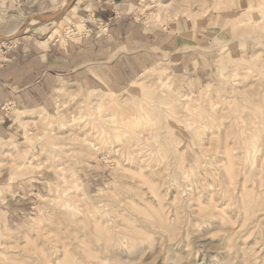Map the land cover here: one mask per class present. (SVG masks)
<instances>
[{
  "label": "rangeland",
  "instance_id": "obj_1",
  "mask_svg": "<svg viewBox=\"0 0 264 264\" xmlns=\"http://www.w3.org/2000/svg\"><path fill=\"white\" fill-rule=\"evenodd\" d=\"M72 1L0 8V51L21 34L81 41L100 31L92 17L88 36L70 31L101 20L91 8L77 16ZM202 1L137 0L127 15L148 27ZM234 2L231 36L211 47L214 75L202 86L160 62L119 94L64 86L53 114H20L25 139L0 142V172L31 194L8 212L1 204L12 191H0V264H264V0ZM51 9L50 24L30 21ZM15 24L25 29L11 37ZM188 94L186 110L179 100Z\"/></svg>",
  "mask_w": 264,
  "mask_h": 264
},
{
  "label": "crops",
  "instance_id": "obj_2",
  "mask_svg": "<svg viewBox=\"0 0 264 264\" xmlns=\"http://www.w3.org/2000/svg\"><path fill=\"white\" fill-rule=\"evenodd\" d=\"M74 1L67 9L77 7L75 13L81 17L91 8L96 17L109 20L107 31L92 33L81 41L60 38L51 42L50 34L43 39L28 34L16 37L0 66V142L24 141L25 120L16 118L15 111L53 114L58 91L64 86L119 94L160 62L169 65L176 80L202 86L214 75L216 51L211 47L231 36L228 23L235 6L234 0L214 4L206 0L179 18L145 27L127 15L137 0H85L79 6ZM63 2L0 0V8L21 14ZM5 102H10L7 111L1 108ZM2 190L12 191L13 198L1 204L8 212L26 208L23 201L30 200V191L13 185L4 171L0 172Z\"/></svg>",
  "mask_w": 264,
  "mask_h": 264
},
{
  "label": "bare ground",
  "instance_id": "obj_3",
  "mask_svg": "<svg viewBox=\"0 0 264 264\" xmlns=\"http://www.w3.org/2000/svg\"><path fill=\"white\" fill-rule=\"evenodd\" d=\"M168 5V3H166V4H163V6H167ZM55 15H56V12L55 11H52V9L51 10H49V11H46V12H44V13H41V14H36V15H32V16H30L29 17V19H30V21L32 22V23H34V24H36V23H40V24H43V25H45V24H50V21H52V20H54L55 19ZM23 26V25H22ZM23 29H25V27H21V25L20 24H15V25H13L12 27H7L6 28V31L8 32V33H10L11 35V37L12 36H16L17 34H19V33H21L20 31H22ZM27 30V29H26ZM252 37V36H251ZM256 38V37H255ZM254 40V39H253ZM259 41V40H258ZM262 44V43H261ZM202 48V47H201ZM261 73V75L263 74V76H264V72H260ZM262 79H263V82L262 83H264V77H262ZM255 80V79H254ZM134 82V81H133ZM132 82V83H133ZM262 88V87H261ZM248 89V88H247ZM211 90V89H210ZM243 90V89H242ZM250 92V91H249ZM184 96V98L182 99V100H179V101H181V106L183 107V108H185L186 110H188L189 109V104L191 103V100H192V97H190V94H188V95H183ZM184 100V101H183ZM183 101V102H182ZM108 102V101H107ZM105 105L106 103L103 101V100H98L97 102H96V109H101V106L102 105ZM111 106H116V104L115 103H112V104H110ZM191 106V105H190ZM118 108V107H117ZM215 110V109H214ZM213 111V110H212ZM16 112V115H15V117L16 118H20V114H22V112L21 111H15ZM32 115V114H31ZM14 116V115H13ZM14 117V118H15ZM80 118V117H79ZM141 119V117H137V118H135V119H133V120H131L130 121V124H132V123H136V122H138L139 120ZM17 120V119H16ZM129 121V120H128ZM112 122H114V120L112 121ZM132 122V123H131ZM126 123H128L127 121H126ZM63 125H65V123H63ZM115 127H118V126H115ZM264 130V129H263ZM120 136V134L118 133V134H116V137H119ZM253 137V136H252ZM252 137L250 138V139H252ZM262 138H263V135H262ZM258 139H261V137H259L258 136ZM255 141H253V142H256V140H257V137H256V139H254ZM263 140V142H264V139H262ZM261 140V141H262ZM260 141V140H259ZM248 143H249V140H248ZM259 143V142H258ZM261 143V142H260ZM208 144V143H207ZM251 144V143H250ZM256 144H257V142H256ZM255 144V146L257 147L258 146V144L256 145ZM264 144V143H263ZM244 145H245V143H244ZM261 146H263L264 147V145H261ZM207 147H209V146H207ZM243 147V146H242ZM249 147H251L250 145H249ZM254 147V146H253ZM225 148V147H224ZM262 148V147H261ZM251 149H252V147H251ZM250 149V150H251ZM254 149H255V147H254ZM260 149V148H259ZM264 149V148H263ZM246 150V149H245ZM257 150H258V148H257ZM259 154V153H258ZM247 155V154H246ZM262 155V154H261ZM260 158H262L261 156H260ZM261 162V161H260ZM257 164H259V163H256V165ZM264 164V163H263ZM259 167V166H258ZM253 172V171H252ZM251 172V173H252ZM250 174V173H249ZM253 174V173H252ZM256 175V174H255ZM235 179V178H234ZM237 179V178H236ZM228 182V181H227ZM237 182V181H236ZM238 183V182H237ZM234 184H235V182H234ZM240 184V183H239ZM238 186V185H237ZM240 186V185H239ZM227 187H229V186H227ZM236 187V186H235ZM248 187V186H247ZM234 188V187H233ZM237 188V187H236ZM230 189V188H229ZM235 189V188H234ZM238 189V188H237ZM239 190H240V187H239ZM228 191V190H227ZM2 192H3V190H2ZM220 192V191H219ZM230 192H232V190L230 191ZM238 192V191H237ZM239 195V194H238ZM256 199V198H255ZM263 204H264V202H262ZM202 205V204H201ZM208 206V205H207ZM206 205L204 206V204H203V207H205V208H209V207H207ZM213 206V205H212ZM211 206V207H212ZM201 207V206H200ZM202 207V208H203ZM215 208H216V206H215ZM211 209V208H210ZM210 209H208L209 211H210ZM206 211H207V209H205ZM205 212V211H204ZM211 212V211H210ZM215 213V212H214ZM205 214H207V213H205ZM211 214V213H210ZM221 214V213H220ZM211 216V215H210ZM214 216V215H213ZM217 216V215H216ZM215 216V217H216ZM220 216V215H219ZM87 236V235H86ZM81 239H82V237H81ZM80 239V240H81ZM80 240L78 239V241H79V243H80ZM84 240V239H83ZM77 241V242H78ZM78 243V244H79ZM107 243V242H106ZM105 244V243H104ZM230 244V243H229ZM81 245V244H80ZM108 245H110L109 243H108ZM109 249V248H108ZM112 249H113V247H112ZM109 251H110V249H109ZM113 251V250H112ZM59 253V252H58ZM105 253V252H104ZM52 254V253H51ZM56 254V253H55ZM109 254V253H108ZM112 255H114L113 253H111ZM47 255V254H46ZM45 255V256H46ZM87 255V254H86ZM121 255V254H120ZM57 256H58V254H57ZM57 256H55V257H57ZM109 256V255H108ZM115 256V255H114ZM116 257H118V256H116ZM122 257V256H121ZM50 258V257H49ZM58 258V257H57ZM115 258V257H114ZM104 259V258H103ZM110 259V258H109ZM111 259H112V257H111ZM123 259V258H122ZM41 260V259H40ZM47 260V259H46ZM118 261H120V260H118ZM118 261H116V262H118ZM122 261V260H121ZM244 261V260H243ZM48 262H50V260L48 261ZM54 262V261H53ZM58 262V261H57ZM55 263V262H54ZM179 263V262H178ZM106 264H108V263H106ZM242 264H243V262H242ZM246 264V263H245Z\"/></svg>",
  "mask_w": 264,
  "mask_h": 264
},
{
  "label": "built area",
  "instance_id": "obj_4",
  "mask_svg": "<svg viewBox=\"0 0 264 264\" xmlns=\"http://www.w3.org/2000/svg\"><path fill=\"white\" fill-rule=\"evenodd\" d=\"M138 12V11H137ZM135 14V18L138 19L139 13H134ZM89 15V14H88ZM93 18V20L95 21L93 24V26L97 29V30H100L103 32H106L107 31V26L109 25V22L108 21H103V20H95L94 19V16H88L86 18H83L81 23H82V26L80 28H75L72 29V27H70V31L74 32V33H78V35L80 36H88L90 34V27H87V23L88 21L92 22L91 21V18ZM144 25H147L146 23H144ZM11 46L9 47H4V49L2 51H0V62L4 61L5 60V54L7 53V51L10 49ZM108 156H103L102 159L103 161H105L107 159ZM108 160V159H107Z\"/></svg>",
  "mask_w": 264,
  "mask_h": 264
}]
</instances>
